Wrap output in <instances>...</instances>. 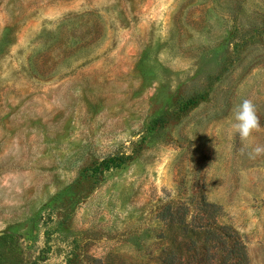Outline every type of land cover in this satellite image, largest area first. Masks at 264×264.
I'll list each match as a JSON object with an SVG mask.
<instances>
[{
  "label": "rangeland",
  "instance_id": "1",
  "mask_svg": "<svg viewBox=\"0 0 264 264\" xmlns=\"http://www.w3.org/2000/svg\"><path fill=\"white\" fill-rule=\"evenodd\" d=\"M256 145L264 0H0V264H264Z\"/></svg>",
  "mask_w": 264,
  "mask_h": 264
},
{
  "label": "clouds",
  "instance_id": "2",
  "mask_svg": "<svg viewBox=\"0 0 264 264\" xmlns=\"http://www.w3.org/2000/svg\"><path fill=\"white\" fill-rule=\"evenodd\" d=\"M230 126L232 134L238 135L241 141L248 140L252 133L259 129V117L251 99L244 98L235 106ZM262 154H264V145H256L249 153L252 158Z\"/></svg>",
  "mask_w": 264,
  "mask_h": 264
}]
</instances>
